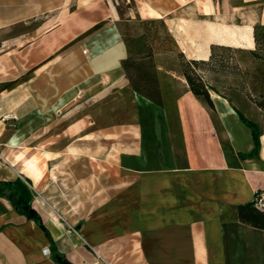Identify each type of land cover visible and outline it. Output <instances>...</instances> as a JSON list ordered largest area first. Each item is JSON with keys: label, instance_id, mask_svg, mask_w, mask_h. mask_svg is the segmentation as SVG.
<instances>
[{"label": "crops", "instance_id": "crops-1", "mask_svg": "<svg viewBox=\"0 0 264 264\" xmlns=\"http://www.w3.org/2000/svg\"><path fill=\"white\" fill-rule=\"evenodd\" d=\"M134 17L161 21L185 58L207 61L217 45L254 47L264 0H135L126 15L119 0H0V181L29 186L51 237L0 194V264H63L54 252L71 264H264V228L236 215L264 190V129L236 167L219 141L253 148L234 110L253 103L206 74L217 132L185 81L177 151L163 106L120 64L118 22Z\"/></svg>", "mask_w": 264, "mask_h": 264}, {"label": "rangeland", "instance_id": "rangeland-1", "mask_svg": "<svg viewBox=\"0 0 264 264\" xmlns=\"http://www.w3.org/2000/svg\"><path fill=\"white\" fill-rule=\"evenodd\" d=\"M119 4L124 15H126L129 9H134L135 0H119ZM118 23L124 36L146 35L145 33H151L154 36L155 51H153L152 58L156 66H161V69H157L161 101L175 147L177 151H182L176 102L179 95L186 89L185 79L181 74L183 57L180 55L171 35H167L161 21H143L134 17L130 21L123 20ZM258 25L261 24H255L254 28ZM262 35V30L257 27L258 42L252 49L223 47L215 51L212 62L203 66L214 71L207 75L210 87L226 89L233 97L236 94L241 100H249L253 103L252 107H247L236 101L239 111L247 118L255 121L259 130L264 129V108H259L253 100L262 101V94L264 93V64L261 59L255 56V53L264 54ZM165 70H169V73H166ZM218 127L220 129L219 125ZM220 133L225 140L223 132Z\"/></svg>", "mask_w": 264, "mask_h": 264}, {"label": "trees", "instance_id": "trees-1", "mask_svg": "<svg viewBox=\"0 0 264 264\" xmlns=\"http://www.w3.org/2000/svg\"><path fill=\"white\" fill-rule=\"evenodd\" d=\"M259 27L262 32V42L264 46V24L258 25L253 30V37L255 44L257 41L256 28ZM126 44L128 54L121 59L120 64L125 72L131 87L143 97L152 101L153 103L163 106L161 101V93L158 86L157 66L153 61V51L146 35L138 36H123ZM227 46L217 45L212 48L211 57L209 60L201 59H187L182 53L183 64L181 66V74L187 83V89L206 107L210 118L218 132V120L213 101L209 95L207 83L204 76L210 71L203 66L212 62L215 57V51ZM253 51V50H251ZM255 53V52H254ZM255 56L262 60L264 64V54L255 53ZM262 101L253 100L259 107L264 108V93ZM239 119L250 129L251 136L254 142L253 148L246 153L236 154L227 139H223L219 135V141L223 152L227 158L228 164L231 166H238L237 157L245 158L257 154L259 147V129L258 124L247 118L242 112L234 108ZM0 194H4L10 201L13 209L19 214L25 216L27 219L33 220L51 240V237L44 227L41 218L37 211L31 206L32 190L27 184L19 178L13 181H0ZM237 218L247 224L256 227L264 228V211L257 209L253 202L241 204L236 206ZM53 259L63 264H71L63 254L58 252L53 253Z\"/></svg>", "mask_w": 264, "mask_h": 264}, {"label": "built area", "instance_id": "built-area-1", "mask_svg": "<svg viewBox=\"0 0 264 264\" xmlns=\"http://www.w3.org/2000/svg\"><path fill=\"white\" fill-rule=\"evenodd\" d=\"M252 202L257 209L264 211V190L257 191Z\"/></svg>", "mask_w": 264, "mask_h": 264}]
</instances>
